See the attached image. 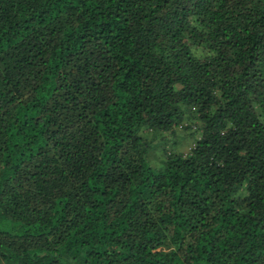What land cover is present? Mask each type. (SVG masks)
Wrapping results in <instances>:
<instances>
[{
  "label": "trees",
  "instance_id": "trees-1",
  "mask_svg": "<svg viewBox=\"0 0 264 264\" xmlns=\"http://www.w3.org/2000/svg\"><path fill=\"white\" fill-rule=\"evenodd\" d=\"M0 264H264V0H0Z\"/></svg>",
  "mask_w": 264,
  "mask_h": 264
},
{
  "label": "rangeland",
  "instance_id": "rangeland-1",
  "mask_svg": "<svg viewBox=\"0 0 264 264\" xmlns=\"http://www.w3.org/2000/svg\"><path fill=\"white\" fill-rule=\"evenodd\" d=\"M175 134L176 137L173 138H169L167 141V143H163L162 141L158 142L156 144H154V147L151 149L150 154H149V158L152 162H156L159 154L161 152V147L165 144V146L169 147V148H174L175 150H180V151H186L188 150V148L191 146L192 144V139L191 136H187L183 134V131L180 127H177L175 129ZM159 138V137H158Z\"/></svg>",
  "mask_w": 264,
  "mask_h": 264
}]
</instances>
